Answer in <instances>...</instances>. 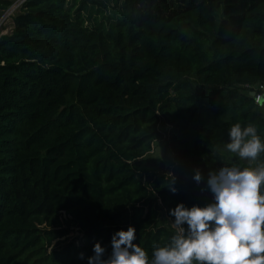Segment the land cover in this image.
I'll list each match as a JSON object with an SVG mask.
<instances>
[{
    "label": "trees",
    "instance_id": "16d2710c",
    "mask_svg": "<svg viewBox=\"0 0 264 264\" xmlns=\"http://www.w3.org/2000/svg\"><path fill=\"white\" fill-rule=\"evenodd\" d=\"M86 1L27 0L0 34V264H88L98 242L107 259L129 226L151 260L170 210L247 166L222 150L230 127L264 140V0H90L104 16L85 20ZM162 138L170 165L149 156Z\"/></svg>",
    "mask_w": 264,
    "mask_h": 264
},
{
    "label": "clouds",
    "instance_id": "9594fccd",
    "mask_svg": "<svg viewBox=\"0 0 264 264\" xmlns=\"http://www.w3.org/2000/svg\"><path fill=\"white\" fill-rule=\"evenodd\" d=\"M229 141L222 150L247 166L209 172L207 190L214 202L191 208L181 203L170 210L178 231L169 244L154 246L151 260L133 243L136 229L129 226L113 234L107 259L106 248L96 243L88 264H264V162L257 163L264 154V140L254 124L235 123ZM193 179L202 183L203 174L197 170Z\"/></svg>",
    "mask_w": 264,
    "mask_h": 264
},
{
    "label": "rangeland",
    "instance_id": "374dc122",
    "mask_svg": "<svg viewBox=\"0 0 264 264\" xmlns=\"http://www.w3.org/2000/svg\"><path fill=\"white\" fill-rule=\"evenodd\" d=\"M83 1L84 0H69V6L72 8L73 13L74 12L76 13L77 10L82 7ZM94 1L95 2H99V1L106 2L107 6H108L106 9V14H109L110 11L114 8L112 0H94ZM86 2H87V10L81 12V16L85 20H87L90 16H92V18L99 17V19L104 16V7L103 6H101L98 3H92V2H90V0H88ZM98 10L101 11L102 13L98 14L97 13ZM2 30H0V31H2ZM260 106H262V105H260ZM261 110L264 114V106L261 107ZM149 156L150 157H160L166 162L167 165H170L171 160H172V154H171L170 150L167 148L166 141L164 138L158 139L153 143L152 152L149 154ZM171 223H173V222L171 221ZM81 235L82 234L78 231V229H74V231L71 232L67 236L68 242L75 240L76 243L78 244L79 243L78 237H81Z\"/></svg>",
    "mask_w": 264,
    "mask_h": 264
},
{
    "label": "built area",
    "instance_id": "2783aa9c",
    "mask_svg": "<svg viewBox=\"0 0 264 264\" xmlns=\"http://www.w3.org/2000/svg\"><path fill=\"white\" fill-rule=\"evenodd\" d=\"M27 0H13V4L2 14L0 18V34L11 30V26L14 24L15 16L20 12L21 8ZM254 92L253 98L255 102L261 105L262 96L264 95V85L259 87V90L251 91Z\"/></svg>",
    "mask_w": 264,
    "mask_h": 264
},
{
    "label": "water",
    "instance_id": "95a60500",
    "mask_svg": "<svg viewBox=\"0 0 264 264\" xmlns=\"http://www.w3.org/2000/svg\"><path fill=\"white\" fill-rule=\"evenodd\" d=\"M258 87H259V84L258 83L254 85V89L255 90L258 89ZM251 95L253 96L254 95V92H251ZM263 102H264V95L262 96V100H261V103H263Z\"/></svg>",
    "mask_w": 264,
    "mask_h": 264
},
{
    "label": "crops",
    "instance_id": "0c3cea01",
    "mask_svg": "<svg viewBox=\"0 0 264 264\" xmlns=\"http://www.w3.org/2000/svg\"><path fill=\"white\" fill-rule=\"evenodd\" d=\"M13 26H14V24L11 26V30L13 29ZM11 30H10V31H11ZM10 31H9V32H6V33L4 32V33H1V34L5 35V34L10 33ZM263 103H264V102H263ZM263 106H264V105H263Z\"/></svg>",
    "mask_w": 264,
    "mask_h": 264
}]
</instances>
